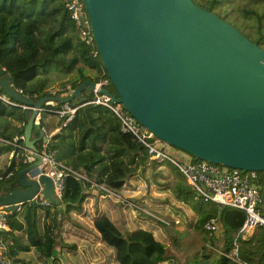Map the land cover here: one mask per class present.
<instances>
[{
  "label": "trees",
  "instance_id": "obj_1",
  "mask_svg": "<svg viewBox=\"0 0 264 264\" xmlns=\"http://www.w3.org/2000/svg\"><path fill=\"white\" fill-rule=\"evenodd\" d=\"M193 1L226 20V15L217 10L222 0ZM232 24L264 49V42H259L261 32L258 26L255 36L250 37L240 23ZM0 68L8 75L15 90L33 99L66 92L85 79L94 82L106 78L104 88L113 91L98 55L92 56L90 48L78 38L76 26L63 0H0ZM50 69L58 70L59 74H71V78L53 92L44 90ZM82 93V103L75 104L76 108L66 122H59V129L50 135L44 146L41 140L34 143L39 152L43 150L70 169L62 178L59 195L61 201L69 203L61 210L49 202L41 204L25 201L17 209L7 212L4 216L6 228L0 231V239L4 244L2 257L7 261L6 264H22L25 262L17 256L18 252L32 249L34 264H63L55 254L57 239L59 250L64 251V242L60 238L64 231L63 223L74 218L69 219L71 231L88 242L79 249L74 245H66L69 252L80 253L89 248L99 256L110 247L116 264H173L167 254L170 237L155 235L152 226L145 228L132 225L128 229L122 214L123 201L117 207L121 220L114 216L112 218L106 212L111 210L115 213V207L110 202H103V209L96 205L93 209H83L90 188L105 197L113 196L106 189L125 196L135 184L141 185L137 176L144 173L143 166H152L156 161L149 158L144 147L131 133L120 129L118 118L108 107L88 102L93 93ZM59 104L43 106L54 109ZM24 113L25 108L0 99V151H11L0 170V193L18 186L16 173L28 164L25 158L29 152L22 147V131L26 121ZM40 123L36 124L37 129ZM75 173H81L84 177ZM262 175L261 183L259 181L261 186L264 185ZM175 188L178 191L176 193L184 194L182 198L187 200L190 186L179 181ZM190 197L192 199V194ZM194 207L199 211L196 226L202 231H206L202 226L205 220L219 219L223 238L221 249L228 251L244 213L232 207L195 200ZM77 216H86V230L82 228L85 220ZM130 222L135 220L131 219ZM236 255L237 260L245 264H264V227H257L255 234L248 238L237 239ZM200 257V264H239L223 255L216 256L215 251L202 253ZM192 259L199 263L195 255Z\"/></svg>",
  "mask_w": 264,
  "mask_h": 264
},
{
  "label": "water",
  "instance_id": "obj_2",
  "mask_svg": "<svg viewBox=\"0 0 264 264\" xmlns=\"http://www.w3.org/2000/svg\"><path fill=\"white\" fill-rule=\"evenodd\" d=\"M101 66L120 103L155 137L189 156L264 174V49L193 0H82ZM0 89L26 105L22 146L33 159L0 193L13 211L43 198L64 210L34 145L32 125L44 104L82 103L93 81L37 99L23 95L0 68ZM264 198V185L261 187ZM2 229L0 228V231Z\"/></svg>",
  "mask_w": 264,
  "mask_h": 264
},
{
  "label": "rangeland",
  "instance_id": "obj_3",
  "mask_svg": "<svg viewBox=\"0 0 264 264\" xmlns=\"http://www.w3.org/2000/svg\"><path fill=\"white\" fill-rule=\"evenodd\" d=\"M217 10H219L221 14L224 13L226 15V20L229 23H240L241 27L250 37L255 36L258 26L261 32L259 42H264V0H222ZM87 72L92 73V71L89 70H87ZM70 76V72L59 74L58 70H48L44 90L53 92L60 88L62 86L61 84H64L65 81L69 80L71 78ZM65 85H67V83H65ZM60 92L63 93V91ZM58 117L59 116L55 114L42 111L40 121L45 126H50L51 124L58 125L61 121V118ZM35 127L36 126L33 124L32 132H35ZM166 148L172 155H175V151H179V149L172 145H167ZM191 159L196 160V158L193 157H191ZM6 162V160H3L0 163V169H2ZM143 168L144 173L138 174L137 176V181L139 182V180H141L140 186L139 184H135V187L125 196H121L117 193V196L107 198H110L114 204H117L118 201H123V204H125L123 206L125 212H123V219L126 220L128 229L132 228L129 226V224L132 225L130 220H135V218L138 217L137 220H139L140 225L145 228L152 226V231L155 235L164 234L169 236L167 254L172 259L173 264L180 262L187 264V261L189 264H200L199 258H201L200 255L202 253L205 254L214 251L210 243H212L214 239L221 241L219 237H215L213 240H211L210 237L214 235L219 236L220 232L208 236V232L207 235L196 226L199 211L194 207V200L190 197V191L187 194L189 196H187V200L182 198L184 194H177L178 191L175 188L176 183L180 181L187 184V182L176 172L174 166L168 162L156 161V164L152 166H143ZM259 173L261 174L262 172L258 171V178L260 181L263 177V173L261 175ZM92 195H94L93 200L95 204L100 207V198L102 194L95 191ZM88 200L90 201L91 199ZM77 218L79 217L77 216ZM160 219L168 221V224L163 223ZM84 220L86 221L83 222L82 228L86 230L85 225L88 223V220L86 218ZM75 221L76 220H74V222ZM121 224L124 225V223ZM66 239L64 241L62 238V242H64L63 247L66 250V245H74L79 249L85 242H88L87 240L80 239L75 234L70 235L67 241ZM62 254L63 257H67L69 264H116L112 258V249L110 247H107L102 255L99 256H96L95 251H90L89 248L80 253L62 251ZM193 255H195V259L199 263L193 262ZM34 261L35 254L33 252L24 260V264H34ZM11 264L21 263L15 262Z\"/></svg>",
  "mask_w": 264,
  "mask_h": 264
},
{
  "label": "built area",
  "instance_id": "obj_4",
  "mask_svg": "<svg viewBox=\"0 0 264 264\" xmlns=\"http://www.w3.org/2000/svg\"><path fill=\"white\" fill-rule=\"evenodd\" d=\"M63 1L65 9L68 11L70 18L76 26L78 38L90 48V54L92 56H97L98 54L89 30L83 1ZM106 83V78H99L93 82V97L88 100V102L100 103L108 107L118 118L120 129L131 133L144 147L151 159L157 162H168L174 166L190 186L193 200L211 202L218 206L232 207L244 213L243 221L232 241V254L234 255L237 247V239H244L257 227H264V201L261 197L262 186L259 183L258 172L254 170L226 167L202 159L192 160L189 155L188 158L184 159L172 155L166 148L168 144L155 137L147 128L139 124L123 109L120 103L111 101L108 95L99 92L100 89L104 88ZM0 99L6 103L13 104V100L5 95L3 91H0ZM55 104L56 103L50 105ZM75 104L70 105L68 102H64L60 103L59 106L54 109L43 106V110L46 112H54L61 118V123H64L72 116L76 108ZM19 106L21 108L27 107L23 104ZM36 120L37 119H35V122H37ZM48 137L49 136H45L46 139ZM46 139L45 142L47 141ZM40 156L42 159V166H39V170L50 177L55 195L59 197L62 187V178L70 169L61 162L55 161L51 155L43 150L40 151ZM25 159L28 162L33 159L30 152ZM75 174L84 177L81 173ZM100 187H102V185H100ZM106 191L109 195H118L115 190L106 189ZM36 202L41 204L48 203L45 199L41 200L40 198H38V200L36 199ZM7 212L8 210L5 206L1 205L0 228L2 230L6 228L4 216ZM160 220L168 224V221L164 219ZM216 223L217 221L215 218H209L204 221L202 226L204 230L211 233L216 228ZM3 247V241L0 239V264L7 263L2 257Z\"/></svg>",
  "mask_w": 264,
  "mask_h": 264
},
{
  "label": "crops",
  "instance_id": "obj_5",
  "mask_svg": "<svg viewBox=\"0 0 264 264\" xmlns=\"http://www.w3.org/2000/svg\"><path fill=\"white\" fill-rule=\"evenodd\" d=\"M63 93H65V92H63ZM83 94V93H82ZM46 112V111H45ZM49 113H52V114H55L54 112H49ZM55 115H57V114H55ZM58 116V115H57ZM59 118V117H58ZM41 120V113L39 114V118L36 120L37 122H35L34 123V125L35 126H37L36 124H39V122H41L40 121ZM12 123V122H11ZM13 123H15V124H18V122H16V121H13ZM58 124V123H57ZM59 126H60V124H58V125H53V124H51L50 126H48V125H43L42 124V122L40 123V126H39V129H37L36 127H35V132H32V129H31V132H30V138H35L37 135H38V132L39 131H42L44 134H45V136H49L50 137V135L51 134H53L54 132H56L58 129H59ZM42 127V128H41ZM48 137V138H49ZM47 138V139H48ZM46 139V140H47ZM2 139H1V137H0V141H1ZM37 141V140H36ZM35 141V142H36ZM34 142V143H35ZM44 142H42V146H44V144H43ZM14 145H16V144H14ZM174 153V152H173ZM175 156H177V157H179V158H188V154H186V153H184V152H182V151H175ZM11 155V151L10 152H5V151H0V163L3 161V160H8V157ZM1 170V169H0ZM96 191V189H94V188H90V190H89V195H87L86 196V200L84 201V203H83V209H87L88 207L90 208V209H93V207H94V205H96L97 206V204H94L93 203V199H94V197H92V194L94 193ZM94 196V195H93ZM102 198V199H101ZM101 198H100V201H101V206L100 207H98V208H104V203L103 202H110L111 203V205L113 204L114 205V207H115V213H112V211L110 210V211H106L112 218H114V217H116V218H119L120 220L122 219V216L120 215V212H118L117 211V207L120 205V204H122L120 201H118V203L117 204H114V202H112L111 200H110V198H107V197H105V196H102L101 195ZM41 200L43 199V198H40ZM88 199H91L90 201L88 200ZM105 199H108L107 201H104ZM263 199V201H264V198H262ZM38 200V199H37ZM91 202V203H90ZM90 203V204H89ZM206 203H210V202H206ZM89 204V205H88ZM88 206V207H87ZM107 210H108V208H107ZM124 209H123V207H122V214L124 215ZM114 216V217H113ZM86 217V216H85ZM84 216L83 217H81V216H79V219L81 218V220H84V218H85ZM125 217H126V214H125ZM137 218L138 217H136L135 218V222H133L132 223V225H138V226H141L140 225V222H139V220H137ZM198 218H199V215H198ZM69 219H73V218H69ZM68 219V221L66 220V221H64V223H63V227H64V231L61 233V237L63 238V240L65 241V239H66V241L68 240V238L70 237V235H72L73 234V231H71V226H72V224L70 223V220ZM86 221V220H85ZM84 221V222H85ZM216 221H217V223H216V228L213 230V232L210 234V233H208L207 234V232L206 231H204L208 236H211V235H213V233L214 234H217L218 232H220V235L219 236H217V235H214V236H211V239L213 240L215 237H219L220 239H221V241L220 240H218V239H214L213 240V242L212 243H210V244H212V246H211V248H213L212 250H214L215 251V255L217 256V255H223V256H225V257H227V258H229V259H231V260H236L239 264H245L244 262H240V261H238L237 260V255H236V250H235V254L233 255L232 254V251H233V247H231L228 251H222V249H221V245H222V228H221V225H220V221H219V219H216ZM88 222V221H87ZM130 225V224H129ZM132 225H130V226H132ZM67 226V227H66ZM66 227V228H65ZM255 232H256V229H254V230H252V232H250L247 236H246V238H248V237H250L251 235H254L255 234ZM59 236V235H58ZM58 239H57V244H56V248H55V254L56 255H58V257L60 258V260H61V262L63 263V264H69V262L67 261V257H63V254H62V251H60L59 250V245H58ZM64 251H66V252H69V251H67L66 249H63ZM33 253V250L32 249H29L28 251H19L18 252V254H17V256L18 257H21L22 259H26L27 257H29L31 254ZM201 254V253H200ZM230 254V255H229ZM210 259V258H209ZM22 264H24V263H22Z\"/></svg>",
  "mask_w": 264,
  "mask_h": 264
}]
</instances>
